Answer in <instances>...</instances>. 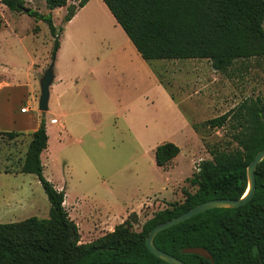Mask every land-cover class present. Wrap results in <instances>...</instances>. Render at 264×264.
Returning a JSON list of instances; mask_svg holds the SVG:
<instances>
[{"label": "rangeland", "instance_id": "obj_1", "mask_svg": "<svg viewBox=\"0 0 264 264\" xmlns=\"http://www.w3.org/2000/svg\"><path fill=\"white\" fill-rule=\"evenodd\" d=\"M24 6L40 13L48 10L41 0ZM93 6L105 18L96 0ZM65 12L66 6L52 12L57 28L64 26ZM0 16V132H18L12 138L0 133V223L48 216L50 204L37 176L19 171L41 119L48 135L42 175L64 190L63 205L78 226L79 243H86L112 231L133 211L138 223L132 228L140 230L152 213L180 199L183 189L193 191L190 178L200 161L211 157L207 146H236L225 126L209 127L204 121L245 97L264 99V57L237 60L217 71L207 59L145 62L138 55L141 68V62L124 52L94 74L96 57L108 53L101 51V40L123 43L117 31L109 36L90 30L76 39L79 51L65 40L58 56L51 58L53 39L44 21L3 4ZM96 26L93 22L88 29ZM131 60L139 70L133 80L127 67ZM50 62L53 74L62 73L65 79L58 87L51 85L47 110L39 111V80ZM144 69L176 101L180 117L151 86ZM23 107L27 110L22 113ZM165 141L177 145L179 153L157 166L154 148Z\"/></svg>", "mask_w": 264, "mask_h": 264}, {"label": "trees", "instance_id": "obj_2", "mask_svg": "<svg viewBox=\"0 0 264 264\" xmlns=\"http://www.w3.org/2000/svg\"><path fill=\"white\" fill-rule=\"evenodd\" d=\"M28 0H0L9 11L21 12ZM88 0H45L49 12L28 8L27 14L47 24L53 39L51 58L59 48V33L51 10L66 6V23ZM135 50L145 62L152 60L207 59L217 71L235 61L264 57V0H102ZM2 19L0 16V28ZM209 127L227 128L236 146H207L209 159L198 164L190 178L193 191L182 190L181 198L157 210L141 225L130 212L112 231L79 243V229L63 202L65 192L43 175L41 153L48 135L43 119L31 133L19 171L35 174L49 201L48 216L27 217L0 223V264H89L133 262L169 264L153 255L145 237L156 224L169 220L210 199H237L247 187L246 167L264 148V99L245 97L224 113L204 121ZM194 131L197 125L191 124ZM12 138L18 132L1 131ZM179 153L170 141L154 148L157 166L168 164ZM255 191L238 207H215L199 212L159 231L155 246L187 264H264V158L255 168ZM205 249L210 258L184 249Z\"/></svg>", "mask_w": 264, "mask_h": 264}, {"label": "crops", "instance_id": "obj_3", "mask_svg": "<svg viewBox=\"0 0 264 264\" xmlns=\"http://www.w3.org/2000/svg\"><path fill=\"white\" fill-rule=\"evenodd\" d=\"M28 1L35 2L36 0H28ZM41 1L45 4V0H41ZM75 1H77V0H72V3H74ZM93 1H95V0H88L84 4V6L77 9L76 12L74 13V15L71 17V19L68 20L64 24V26L62 27L63 33H61L63 38L61 41L59 40V48L56 51V55L58 56V53L61 52L62 43L65 40H66V42L72 43V47L74 48V50H76L77 49V40L76 39L78 37H82V36L88 34L90 30L91 31L97 30L101 34L109 35V36L112 35L113 31H117L120 34V36L122 37L123 43H120V42L115 43V42H113V39L110 37H109L110 39L108 37H105L104 39H102L100 42V45L99 44L98 45L100 46L101 51L103 48L104 52H108V53L105 56H103L102 58L96 57V63L93 65L91 72L94 74L97 73L98 68H100L103 64H105L107 62H109L111 64V60L120 56L124 52L125 53L128 52L131 55L132 59L136 60V62H138V64H140L141 61H139V60H141V59L138 56L139 53L135 49H133V47L131 46V42H129V39L127 38V36L123 32V30L120 28V26L116 23L115 19L113 18V16L111 15L109 10L105 6V4L102 2V0H100V1L96 0L100 4L101 8H103V10H104L103 11L105 14L104 15L105 18H104L103 15H101V13H99L97 8L95 6H93ZM54 10H55V8L50 11L51 14ZM47 12H49V10H47ZM89 22H90V24H89ZM93 22L98 25V26H96L97 28L88 29V25L92 26ZM77 50L79 51V49H77ZM115 61L116 60H114V63H115ZM132 61L133 60H131L130 63H127V67L129 68V72L131 75V80L134 79V76H136L138 74V71H139L137 66H135ZM141 68H145L143 63L141 65ZM144 70H146V72L148 74L147 76H148V79L150 80L151 86L156 87L157 91L160 93V96H161V99L163 100V102L171 109V111L174 114L177 115L178 112L176 111V108L178 107V105H177L176 101L161 86L159 80L154 78L155 76H152V75H154L153 73H151L147 69H144ZM64 79H65V77L63 76L62 73H56L54 75V78H53L51 85L53 86L56 84V86L58 87V86H60V84H62ZM51 85L49 86V88L51 87ZM178 116L180 117L179 114L177 115V117ZM57 122H59V120H57ZM56 188L60 189V187H56ZM65 202L66 201L64 199L63 204ZM133 212H135V211H133ZM152 215H153V213L151 214V216Z\"/></svg>", "mask_w": 264, "mask_h": 264}, {"label": "water", "instance_id": "obj_4", "mask_svg": "<svg viewBox=\"0 0 264 264\" xmlns=\"http://www.w3.org/2000/svg\"><path fill=\"white\" fill-rule=\"evenodd\" d=\"M24 12H28V8H23ZM54 78L53 74V62H50L45 71L42 73L39 85H40V94L38 97V110L45 111L47 110V102L49 97V86L51 85ZM264 158V148L259 150L254 158L249 162L246 167V179H247V187L244 194L237 198V199H210L204 202H201L190 209L186 210L185 212L170 218L164 222L158 223L154 225L145 237V244L147 249L156 257L166 261L169 264H187L182 260L178 259L177 257L170 255L166 252L159 250L154 242V236L161 230L173 226L199 212H202L206 209L215 208V207H238L245 204L254 194L255 191V168L256 165ZM185 252H192L204 256L206 258H210L209 253L199 247H190L184 249ZM89 264H139L133 262H92Z\"/></svg>", "mask_w": 264, "mask_h": 264}, {"label": "built area", "instance_id": "obj_5", "mask_svg": "<svg viewBox=\"0 0 264 264\" xmlns=\"http://www.w3.org/2000/svg\"><path fill=\"white\" fill-rule=\"evenodd\" d=\"M25 110H27V108H24V107L21 108V111H22V112H26Z\"/></svg>", "mask_w": 264, "mask_h": 264}]
</instances>
